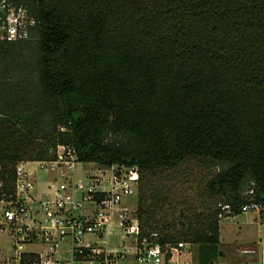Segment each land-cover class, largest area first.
I'll use <instances>...</instances> for the list:
<instances>
[{
    "label": "trees",
    "instance_id": "16d2710c",
    "mask_svg": "<svg viewBox=\"0 0 264 264\" xmlns=\"http://www.w3.org/2000/svg\"><path fill=\"white\" fill-rule=\"evenodd\" d=\"M13 1L36 23L28 39L0 40L4 189L17 163L54 159L58 145L77 161L136 166L140 181L207 159L215 206L195 224L161 233L140 190L136 217L141 236L197 244L195 261L217 264L222 205L264 208V0Z\"/></svg>",
    "mask_w": 264,
    "mask_h": 264
},
{
    "label": "built area",
    "instance_id": "2783aa9c",
    "mask_svg": "<svg viewBox=\"0 0 264 264\" xmlns=\"http://www.w3.org/2000/svg\"><path fill=\"white\" fill-rule=\"evenodd\" d=\"M35 23L25 5L0 0V40L28 39ZM56 152V158L36 162L41 168L64 165L70 169L80 162L69 146L58 145ZM27 162L16 164L11 192L0 179V264H183L180 257L190 251L191 242H161L157 232L141 236L137 206L131 204L140 182L136 166L95 163L97 172L53 180L34 192L35 179L24 166ZM61 175H66L63 170ZM244 193L251 194L253 189ZM260 208L251 202L242 211ZM222 209L220 219L231 216L228 205ZM110 234L129 238V245L123 239L119 244L124 249L109 248ZM29 245L35 249H26ZM259 245V249H242L253 256L244 264H264V240ZM183 262L199 264L191 256Z\"/></svg>",
    "mask_w": 264,
    "mask_h": 264
},
{
    "label": "rangeland",
    "instance_id": "374dc122",
    "mask_svg": "<svg viewBox=\"0 0 264 264\" xmlns=\"http://www.w3.org/2000/svg\"><path fill=\"white\" fill-rule=\"evenodd\" d=\"M94 162H76L70 169L64 165H51L41 168L36 161H30L24 166L35 179L34 192L42 191L53 180H66L74 173L75 179L84 177L88 172H97ZM101 167V166H100ZM218 169L217 165L212 164L207 159L190 158L176 168L156 170L147 172L140 181V190L143 192L140 204L143 210L150 208L153 210V225L164 234H176L187 230L189 222H196L198 214L202 213L204 203L214 208V201L206 194L204 186L207 179ZM65 176L61 175V171ZM159 191L158 197L153 196L154 190ZM140 191L138 193H140ZM131 204L138 206L137 198L133 196ZM154 209H156L154 211ZM201 217V216H200ZM145 232L149 230L144 222L139 221ZM195 224V223H194ZM220 243L219 250L223 255L217 257V264H244L247 260L253 259L250 254L242 252L245 247L260 248V243L264 240V208L260 210H248L235 216L223 217L219 221ZM119 234L107 235V246L109 248L124 249L119 243L123 239L125 245L129 238ZM129 245V244H128ZM131 245V244H130ZM26 249H35L34 245H29ZM190 251H186L180 257V262L185 259L193 258L197 260L198 245L191 244Z\"/></svg>",
    "mask_w": 264,
    "mask_h": 264
},
{
    "label": "crops",
    "instance_id": "0c3cea01",
    "mask_svg": "<svg viewBox=\"0 0 264 264\" xmlns=\"http://www.w3.org/2000/svg\"><path fill=\"white\" fill-rule=\"evenodd\" d=\"M28 163V162H27ZM73 175H75L74 173H73ZM63 181V180H62Z\"/></svg>",
    "mask_w": 264,
    "mask_h": 264
}]
</instances>
